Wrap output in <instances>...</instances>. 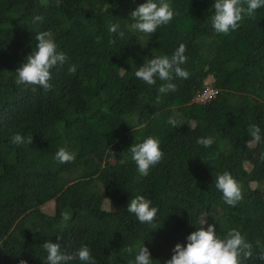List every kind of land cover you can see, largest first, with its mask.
<instances>
[{"label": "trees", "instance_id": "obj_1", "mask_svg": "<svg viewBox=\"0 0 264 264\" xmlns=\"http://www.w3.org/2000/svg\"><path fill=\"white\" fill-rule=\"evenodd\" d=\"M145 2L0 0V264H47L48 240L68 253L86 245L96 264H134L143 243L153 264H164L177 243L208 224L221 236L240 230L253 246L244 264H264V7L225 35L211 25L215 0H169L174 18L147 34L130 27V12ZM36 15L42 22H33ZM43 31L68 57L51 69L48 91L15 82ZM180 44L190 75L171 81L177 91L161 94L164 81L149 86L135 76ZM207 87L215 95L196 100ZM250 124L261 129L254 146ZM16 133L32 143H12ZM149 136L164 155L142 176L128 149ZM209 136L211 147L197 143ZM60 147L75 160L57 162ZM225 171L242 188L235 206L215 187ZM136 195L158 208L153 224L127 211Z\"/></svg>", "mask_w": 264, "mask_h": 264}, {"label": "clouds", "instance_id": "obj_2", "mask_svg": "<svg viewBox=\"0 0 264 264\" xmlns=\"http://www.w3.org/2000/svg\"><path fill=\"white\" fill-rule=\"evenodd\" d=\"M59 2L60 0H57V4ZM212 7L214 14L211 16V25L214 31L227 35L230 30L234 31L239 27V22L244 15L252 17L257 9L264 7V0H215ZM174 15L175 12L169 0H146L145 3L138 5L130 12V18L134 21L130 27L133 30L153 34L159 26L169 24ZM42 20L43 17L40 15L33 17L34 23L42 22ZM118 28L119 25L110 24L108 30L115 34ZM119 35L123 37L124 33L119 32ZM35 40L34 50L15 71V82L18 85L39 86L48 91L52 87L49 83L52 78L51 69L64 65L68 57L64 51L58 50L50 31L38 33ZM185 52L186 46L180 44L170 57L168 55H153L152 59H148L137 68L135 76L149 86L155 85L157 78L164 81L165 83L158 88V92L161 94L175 92L177 86L171 81L176 77L188 79L190 75L187 70L181 67L187 60ZM68 70L74 74L77 66L70 65ZM33 91H35V87H33ZM167 123L173 127L181 125L174 118H169ZM248 133L252 138L247 141L248 146H254L261 142V129L257 124H250ZM12 143L16 145L31 144L32 136L25 138L16 133L12 137ZM197 143L206 148L211 147L214 138L211 136L198 138ZM128 151L137 166L138 173L142 176H146L150 167L159 163L164 155L160 149L159 139L152 136L147 137L143 142L133 143ZM75 156V153L69 152L65 147H60L55 153L54 159L60 164H65L73 162ZM260 159L264 160V153L261 154ZM215 187L222 193L224 202L229 206H235L243 199L240 183L228 171L217 174ZM127 211L134 214L141 224H153L158 214V208L152 206V201L143 195H136L132 198L127 205ZM69 218L68 214L63 215L65 221ZM206 223L205 219L200 221V225ZM61 238L58 235L57 241H60ZM43 248L47 253V264H67L76 258L84 264H96L86 245H82L74 253H68L62 249L60 242L53 243L48 240L44 242ZM127 250L132 252L133 248L129 247ZM172 253L171 258L164 264H244L246 260L253 257V246L238 229H230L221 236L217 234L213 224H208L206 228L199 227L196 231L191 232L186 237V244L177 243L172 249ZM150 257L149 249L141 243L136 249L134 264H153ZM109 258L112 257L109 256ZM258 259L264 260V249L261 250ZM20 264H26V261L20 260Z\"/></svg>", "mask_w": 264, "mask_h": 264}, {"label": "built area", "instance_id": "obj_3", "mask_svg": "<svg viewBox=\"0 0 264 264\" xmlns=\"http://www.w3.org/2000/svg\"><path fill=\"white\" fill-rule=\"evenodd\" d=\"M216 93V90H214L213 88L211 87H207L203 93H201L200 95H198L196 97V100L198 101H205V100H208L210 98H212Z\"/></svg>", "mask_w": 264, "mask_h": 264}, {"label": "rangeland", "instance_id": "obj_4", "mask_svg": "<svg viewBox=\"0 0 264 264\" xmlns=\"http://www.w3.org/2000/svg\"><path fill=\"white\" fill-rule=\"evenodd\" d=\"M210 79V81H211V77L209 78ZM209 79H207V81H209ZM48 206V205H47ZM47 206H45V207H47Z\"/></svg>", "mask_w": 264, "mask_h": 264}]
</instances>
